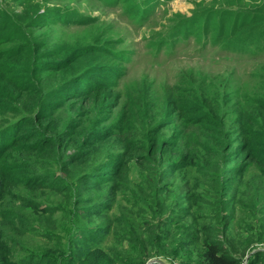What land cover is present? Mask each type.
<instances>
[{
	"label": "rangeland",
	"instance_id": "374dc122",
	"mask_svg": "<svg viewBox=\"0 0 264 264\" xmlns=\"http://www.w3.org/2000/svg\"><path fill=\"white\" fill-rule=\"evenodd\" d=\"M128 1L0 0L16 25L0 23V53L28 45L0 68L2 132L35 114L0 160V264H204L208 243L264 264V168L236 150L247 129L264 138V58L247 61L264 47L223 45L238 15L213 32L226 9L264 0H159L143 22ZM174 25L155 50L149 38ZM78 80L111 89L80 101L67 94ZM185 94L208 100L207 125L169 107Z\"/></svg>",
	"mask_w": 264,
	"mask_h": 264
},
{
	"label": "trees",
	"instance_id": "16d2710c",
	"mask_svg": "<svg viewBox=\"0 0 264 264\" xmlns=\"http://www.w3.org/2000/svg\"><path fill=\"white\" fill-rule=\"evenodd\" d=\"M104 3L108 2H113L116 3L118 0H100ZM125 1V0H123ZM121 3L122 8L126 10L127 13L131 14L134 17H137L140 22L145 21L149 14L154 10V7L158 4L161 3L159 0H129L128 2ZM231 7V6H229ZM235 8V7H234ZM2 10H0V23L2 25H11L12 27H16L15 24H13L10 20V18H7L6 16L2 15ZM230 14L238 15L239 22L237 25H234L232 22V26L229 28V33H227V36L225 38V42L223 43L224 46L232 47V50H238L241 47H247L248 46L244 44H252L255 43L258 47H264V31L261 30V27L264 26V7H257V10H251L247 12H237L234 9H226V11L223 12V15H225V18L219 19V28H216V31L213 28V32H216L219 37H223L225 35L222 34L220 31V24H223L225 21H227L228 17ZM58 17V16H57ZM195 19H198L197 14L194 16ZM66 21L70 22H75V23H80V24H85L86 21L83 17H73V16H67L65 19ZM185 21H189L190 19L188 18H183ZM192 31L196 33V29L191 30L189 28L187 35L188 36ZM16 30L10 32V35H13ZM182 32V29L174 25L168 29H166L164 32L161 34H158L157 37H155L153 40L152 38H149V43L152 45V47L155 50H158L164 41V39H171V38H176L180 33ZM19 33V31H18ZM229 38V39H227ZM148 40V37L145 38ZM233 39V40H232ZM20 53L28 51V45L27 44H20L19 47H17L15 50H13L11 53H6V52H1L0 53V68H4V62L6 57H10L14 55L15 53ZM93 52V48L91 47H85L80 52V56L84 55H90ZM114 52V51H112ZM136 50L131 51V53L126 56L125 54H122L121 59L124 64L127 66L131 65V59ZM253 56L249 57L250 59L247 61H255V59L258 58H264V52L262 53L260 50H254L253 51ZM242 59H247V58H242ZM41 62H45L46 60L42 59L40 60ZM62 63L58 65V68L61 69ZM52 68V65L49 64V66H44L42 69H49ZM31 70H34V67L32 66L30 68ZM243 77H249V78H255V75H246ZM78 82L77 87L74 89H69L68 90V95L70 97H79L80 101H87L89 100L90 97H94L95 95L100 96L104 90L110 91L108 89H111V87L107 84L106 82L102 83H93L90 80H86V83L82 82L83 86L82 88L79 89V80L76 81ZM74 82L73 84H75ZM29 86H33V84L29 83ZM29 86L27 89H29ZM100 86L102 88H100ZM100 88V89H99ZM183 90L178 91V94L182 92ZM195 91V90H190V92ZM189 92V93H190ZM96 93V94H94ZM113 94H110V96ZM203 94H197L193 98H189L187 94L184 96H180L178 99L175 100H169V107H173L176 109V111H179L180 114L185 118L186 121L190 123H195V124H203L207 125V123L211 120V111L207 109L203 104H206L208 100H205L202 103L199 101H194L197 100L199 96H202ZM61 98L62 96H58ZM63 101H59L54 105H60ZM258 106L257 109H260L264 113V100H258L257 101ZM76 104H74L75 106ZM40 110H37V114H39ZM25 112L19 113L21 116H17L12 119V121H16L17 124L13 126L17 130L15 132L13 129L11 131H6L2 132L4 127L6 125H3L0 127V160L3 158L4 154L9 151L11 148L18 147L22 145L24 142L25 134H26V127L35 120V114L32 113V115L27 113L26 115H22ZM244 137V141H240L238 148L236 149L237 152L239 153L238 155L244 153L247 155L248 158H255L259 162L262 163L263 168H264V153L262 152L263 146V139L260 140L261 134L256 133V130L252 129H247L241 133L240 137ZM96 137V136H95ZM49 139V137H46ZM45 141H48L46 139H38L37 144L38 145H43ZM232 157L231 159H233ZM238 158V156H237ZM10 167L5 169V172L9 171ZM74 232L69 231L68 235L72 236ZM67 235V237H68ZM59 237V235H58ZM206 250L203 251L201 257L204 261V264H240L242 259H239L238 257L228 254L226 251H223L218 245L213 244V243H208L206 244ZM256 254H261L260 250L258 252H255ZM84 256H77L76 259L77 261L80 259H83ZM258 258V257H257ZM91 264H105L104 262H98L97 260L93 259L90 260ZM69 264H75V263H69ZM247 264H251L250 257L248 258Z\"/></svg>",
	"mask_w": 264,
	"mask_h": 264
},
{
	"label": "built area",
	"instance_id": "2783aa9c",
	"mask_svg": "<svg viewBox=\"0 0 264 264\" xmlns=\"http://www.w3.org/2000/svg\"><path fill=\"white\" fill-rule=\"evenodd\" d=\"M241 264H245V262L241 263Z\"/></svg>",
	"mask_w": 264,
	"mask_h": 264
}]
</instances>
